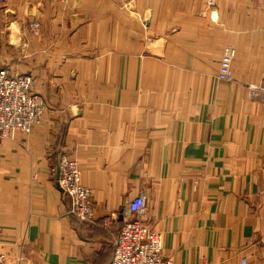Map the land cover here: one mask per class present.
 Returning <instances> with one entry per match:
<instances>
[{
    "label": "crops",
    "instance_id": "1",
    "mask_svg": "<svg viewBox=\"0 0 264 264\" xmlns=\"http://www.w3.org/2000/svg\"><path fill=\"white\" fill-rule=\"evenodd\" d=\"M5 19L45 111L0 137L2 264H110L138 194L173 264H264V0H0ZM62 155L89 223L68 214Z\"/></svg>",
    "mask_w": 264,
    "mask_h": 264
},
{
    "label": "built area",
    "instance_id": "2",
    "mask_svg": "<svg viewBox=\"0 0 264 264\" xmlns=\"http://www.w3.org/2000/svg\"><path fill=\"white\" fill-rule=\"evenodd\" d=\"M29 28L34 35H38L40 24L33 21ZM234 58L235 50L225 47L218 66L219 81L233 82ZM44 111L42 99L33 92L30 75H13L7 69H0V137L5 138L14 132L26 133L40 125ZM56 173L57 186L69 200L68 214L83 223L91 222V192L82 186L81 172L76 163L62 155L58 159ZM125 212L130 220L123 224L113 240L110 264H173L161 255L160 235L145 226L147 205L143 194L127 202ZM111 221L110 217L105 224ZM2 261L0 256V264ZM241 264H245V260Z\"/></svg>",
    "mask_w": 264,
    "mask_h": 264
},
{
    "label": "rangeland",
    "instance_id": "3",
    "mask_svg": "<svg viewBox=\"0 0 264 264\" xmlns=\"http://www.w3.org/2000/svg\"><path fill=\"white\" fill-rule=\"evenodd\" d=\"M5 13L7 14L8 12L3 10V14ZM7 20L9 19H5L4 21H2V23L0 22V69L1 70L7 69L11 74L18 75V74H15L14 67H16L17 65V61H18L17 58L19 59L20 57H23V55L25 54V47L24 45H20L21 44L20 41L17 45H10V44H15V43H12L13 42L12 41V37H13L12 26H15V23H14V20L11 19L9 20L8 24H5L6 23L5 21ZM18 31L20 34L19 35V39H20L21 33H23L24 31L23 30H18ZM30 33L34 37H36V36H39L40 31L38 35H34L31 30H30ZM19 64L24 65V60H21Z\"/></svg>",
    "mask_w": 264,
    "mask_h": 264
}]
</instances>
